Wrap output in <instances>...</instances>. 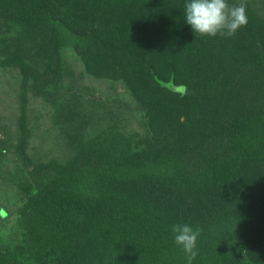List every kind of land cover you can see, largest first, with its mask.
<instances>
[{
	"label": "trees",
	"instance_id": "trees-1",
	"mask_svg": "<svg viewBox=\"0 0 264 264\" xmlns=\"http://www.w3.org/2000/svg\"><path fill=\"white\" fill-rule=\"evenodd\" d=\"M89 1L104 15L81 23L92 28L83 43L95 48L96 59L104 53L115 66L120 59L124 72H139L135 110L148 123L144 131L129 127L123 105L90 118L78 117L73 106L61 123L68 155L40 161L29 152L24 89L14 172L0 155V264H186L171 231L176 223L202 229L193 264H264V60L259 53L258 61L241 62L233 53L244 56L257 43L251 23L264 21V0H246L248 23L231 37L183 28L179 0ZM43 2L46 9L26 0L3 19L19 25L35 50L32 59H43L40 72L22 57L7 61L33 78L34 95L57 102L70 7ZM145 5L161 16L159 24L139 16ZM166 31L179 33L172 38ZM120 32L124 45L140 44V59L128 60L111 42ZM161 42L175 50L204 47L217 57L182 78L179 65L160 64Z\"/></svg>",
	"mask_w": 264,
	"mask_h": 264
},
{
	"label": "rangeland",
	"instance_id": "rangeland-1",
	"mask_svg": "<svg viewBox=\"0 0 264 264\" xmlns=\"http://www.w3.org/2000/svg\"><path fill=\"white\" fill-rule=\"evenodd\" d=\"M25 1L0 0V23H2L0 30L2 31L0 33V155L6 161L8 160L10 166L12 165L11 172H14L15 167L13 165L18 164L17 161L20 160L17 153L19 140L18 119L20 115V96L24 89L27 92L28 117L33 132L29 152L40 161L47 162L51 158L64 159L68 155L61 123H63L62 116H69L70 109L73 106L78 117L81 116L79 114L81 113L89 118L95 112L103 113L105 117L109 107L126 106V112L130 113L126 114L129 119V127L132 126L134 129L144 131L146 123H148V117H144L143 113L135 110L137 101L133 94L135 87H140L141 84L139 72L130 69L124 72L123 63L120 59L117 58L120 65L115 66L113 61L104 53L96 59L95 48H90L88 42L83 43L90 36L92 28L86 27V30L81 23L85 20L89 22L92 16L99 18L104 15L103 9H98L89 0H63L70 7V13H68L70 15L68 25L70 31H67L64 42L59 48L62 67L58 73L56 83H54L55 86H63L60 92L61 97L56 102L33 94L31 91L35 85L33 78H28L24 68L20 65L18 66L17 63H11L7 60L14 56L22 57L30 65V68H36L40 72L41 69L39 68L43 65V59H32L35 50L31 48L32 44L25 41L26 37L19 25L17 28L10 27L3 20L9 18L10 13H15L22 8ZM186 2L187 0H179V6H184ZM32 3L34 7L37 6L36 8L39 9H46L48 6L47 2L44 4L43 0H31ZM138 14L140 17L144 16V19L150 16L149 24L152 26L159 24L161 21V16L157 12H149L148 5L141 7ZM251 24L256 28L259 39L255 45L247 48L246 55L242 56V50L233 52L237 53V58L241 62L258 61L261 59L257 57L259 53L264 60V21L261 23L260 19ZM182 27L190 28L191 26L183 24ZM164 33L173 38L175 32L166 31ZM178 33L176 32L175 35ZM125 34V32L113 34L114 39L111 42L120 44L122 47L121 55L129 56L128 60L140 59L143 54L139 49H136L140 44L134 42L127 46L124 45ZM154 35V33L150 34L148 39ZM177 37L180 38V34ZM105 39H107V36ZM191 39L190 42H193L194 39ZM78 40L80 43H78ZM163 42L160 46L163 53L160 64L167 62L179 65L175 74L182 78L193 76V65L198 64V62L202 65L208 61H214V57H217V55L213 56L210 53L211 51L207 52L208 50L204 47L197 50V48H194L195 46L187 45L175 50L171 45L163 44ZM99 44H102V42H99ZM205 53L208 57L205 56ZM210 55L211 57H209ZM246 56L247 58L244 60ZM56 93H58V90ZM150 109L152 110L153 107L151 106ZM129 110L131 111L129 112ZM154 112L155 116L158 112L157 105ZM102 121L104 122V119ZM4 201L3 198L0 199V202ZM12 223H7L2 227V235L9 232Z\"/></svg>",
	"mask_w": 264,
	"mask_h": 264
},
{
	"label": "clouds",
	"instance_id": "clouds-1",
	"mask_svg": "<svg viewBox=\"0 0 264 264\" xmlns=\"http://www.w3.org/2000/svg\"><path fill=\"white\" fill-rule=\"evenodd\" d=\"M185 22L201 36L231 37L248 22L246 0L229 4L228 0H187ZM174 243L185 254L186 264H193L198 255L197 239L202 229L187 223L172 226Z\"/></svg>",
	"mask_w": 264,
	"mask_h": 264
}]
</instances>
